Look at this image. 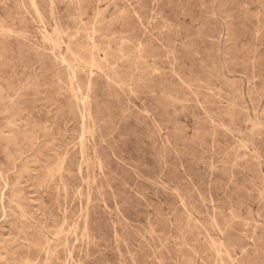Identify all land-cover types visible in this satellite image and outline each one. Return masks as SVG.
<instances>
[{
	"label": "rangeland",
	"instance_id": "1",
	"mask_svg": "<svg viewBox=\"0 0 264 264\" xmlns=\"http://www.w3.org/2000/svg\"><path fill=\"white\" fill-rule=\"evenodd\" d=\"M0 264H264V0H0Z\"/></svg>",
	"mask_w": 264,
	"mask_h": 264
}]
</instances>
